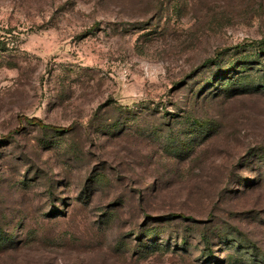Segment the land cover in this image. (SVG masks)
<instances>
[{
  "label": "rangeland",
  "instance_id": "1",
  "mask_svg": "<svg viewBox=\"0 0 264 264\" xmlns=\"http://www.w3.org/2000/svg\"><path fill=\"white\" fill-rule=\"evenodd\" d=\"M0 264H264V0H0Z\"/></svg>",
  "mask_w": 264,
  "mask_h": 264
},
{
  "label": "trees",
  "instance_id": "2",
  "mask_svg": "<svg viewBox=\"0 0 264 264\" xmlns=\"http://www.w3.org/2000/svg\"><path fill=\"white\" fill-rule=\"evenodd\" d=\"M35 122H37V120H35ZM53 128H58V127H53Z\"/></svg>",
  "mask_w": 264,
  "mask_h": 264
}]
</instances>
